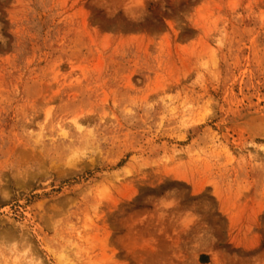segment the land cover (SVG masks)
I'll return each instance as SVG.
<instances>
[{"label":"rangeland","instance_id":"obj_1","mask_svg":"<svg viewBox=\"0 0 264 264\" xmlns=\"http://www.w3.org/2000/svg\"><path fill=\"white\" fill-rule=\"evenodd\" d=\"M263 117L264 0H0V264H264Z\"/></svg>","mask_w":264,"mask_h":264},{"label":"bare ground","instance_id":"obj_2","mask_svg":"<svg viewBox=\"0 0 264 264\" xmlns=\"http://www.w3.org/2000/svg\"><path fill=\"white\" fill-rule=\"evenodd\" d=\"M260 118H261V117H260ZM263 118H264V117H263ZM254 125H257V123H254ZM257 126H258V127H257V129H258L257 131H260V133H259V132H258V133H259L260 135L262 134L261 136H260V135H259V136H260L261 138H264V120H263V121L260 120V123H259ZM259 136H258V137H259Z\"/></svg>","mask_w":264,"mask_h":264}]
</instances>
